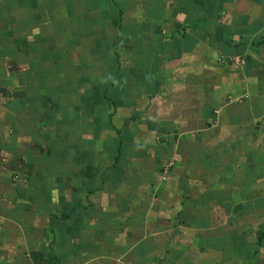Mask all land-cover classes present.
<instances>
[{"label": "crops", "instance_id": "0c3cea01", "mask_svg": "<svg viewBox=\"0 0 264 264\" xmlns=\"http://www.w3.org/2000/svg\"><path fill=\"white\" fill-rule=\"evenodd\" d=\"M0 264H264V0H0Z\"/></svg>", "mask_w": 264, "mask_h": 264}, {"label": "built area", "instance_id": "2783aa9c", "mask_svg": "<svg viewBox=\"0 0 264 264\" xmlns=\"http://www.w3.org/2000/svg\"><path fill=\"white\" fill-rule=\"evenodd\" d=\"M234 61H237V59H236V58H234Z\"/></svg>", "mask_w": 264, "mask_h": 264}]
</instances>
